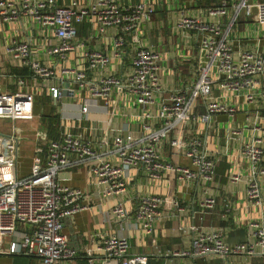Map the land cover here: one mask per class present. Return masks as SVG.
<instances>
[{
    "label": "crops",
    "instance_id": "0c3cea01",
    "mask_svg": "<svg viewBox=\"0 0 264 264\" xmlns=\"http://www.w3.org/2000/svg\"><path fill=\"white\" fill-rule=\"evenodd\" d=\"M24 1L13 0L14 7L21 9ZM141 1H150L156 10L150 21L141 24L137 37L130 33L124 35L126 43L119 56H115L114 51L118 28L109 26L102 31L96 17L89 15L76 24L78 33L72 42L75 49L67 52L62 66L83 69L87 80L107 76L126 80L133 72L132 63L138 47L147 46L160 55V82L163 91L157 95L155 103L149 105L151 111L156 112L157 102L172 92L191 94L201 68L207 64L202 47L203 35L196 30L180 27L183 13L219 25L222 33H226V42L232 47L236 62L245 51H258L264 55V22L255 18L258 10L254 6L264 0H247L253 5L249 14L245 10L236 12L234 4L240 0H221L214 7L225 4L227 13L213 16L200 14L199 10L205 8L198 6L199 0H123V3L132 5ZM57 2L59 5L72 7L71 0ZM96 2L97 0H83L81 4L87 8ZM25 42L33 51L30 60L52 67L61 65V55L49 52L50 48L59 43L51 28L41 25L31 15L22 14L11 21L0 18V90L28 92L34 99L32 115L15 120L0 119V150H4L12 135L18 137L21 174L30 172L35 155L46 159L50 142L59 139L63 132L80 135L97 147L105 134L112 140L126 128L135 133L140 131L144 107L134 106L129 94H121L114 87L108 99H93L87 88L74 83L71 77L61 74V71L44 79L34 73L29 63L17 59L13 52L8 51V48ZM87 51L104 53L112 57V61L103 67L90 69L85 54ZM213 77L219 76L214 74ZM254 77L259 84L252 101L246 99L244 92H225L218 85L219 82H215L212 99L225 102L236 109L233 113H212L206 121L199 120V117L208 112V104L212 99L196 93L192 114L197 118L187 119L171 129L168 139L163 142L161 155L165 162L190 167V159L182 154L179 146L172 145L170 141L199 139L201 152L206 157L217 160L213 184L202 177L182 178L178 171L167 172L160 178L152 179L144 167H138L126 172V190L122 195L104 197L100 186L89 175L85 166L61 171L58 175L59 182L84 191L86 194L83 202L87 206L65 219L64 233L77 254L61 264H104L105 257L102 254L96 253L89 257L87 249L95 247L102 236L112 233L126 236L130 244L129 251L147 255L148 264L263 263L264 250L261 247L251 255L231 253L222 256L217 253L196 254L193 246V240L199 233L214 230H219L230 245L254 243L258 229L256 223L264 222V203L261 206L253 204L247 192L249 181L258 172L257 178L264 194V159L253 164L243 153L245 142L257 136L261 138L259 145L264 149V72L255 74ZM51 85L64 90L61 100H56L50 93ZM38 97L48 100L36 109ZM86 104L89 111L83 113L81 110ZM45 111L56 116L52 127H48L43 121ZM155 126H158L157 122ZM233 175L240 177L232 180ZM205 194L216 198L217 205L211 211L202 213L200 203ZM144 195L174 198L178 200L181 210L170 201L163 202L162 216L148 234L139 224L136 213L138 200ZM117 200H121L128 211L126 219H118L113 212ZM19 227L22 230L25 228L23 225ZM0 264L42 262L38 256L9 254L4 251L0 253Z\"/></svg>",
    "mask_w": 264,
    "mask_h": 264
},
{
    "label": "built area",
    "instance_id": "2783aa9c",
    "mask_svg": "<svg viewBox=\"0 0 264 264\" xmlns=\"http://www.w3.org/2000/svg\"><path fill=\"white\" fill-rule=\"evenodd\" d=\"M82 1L71 0L70 7L59 5L57 0H25L22 8L17 9L13 0H0L2 20L11 21L22 14L31 15L41 25L51 28L59 40L58 45L50 48L49 52L61 55L60 67L30 60L33 51L26 42L8 48L17 59L29 63L36 75L48 79L61 71V74L71 77L74 83L87 88L93 99H108L110 91L115 87L121 94H129L134 106L144 107L138 133L126 128L112 140L105 134L98 146L94 147L92 141L84 140L80 135L63 132L59 139L50 142L46 159L35 155L31 170L27 174L20 173L17 136L12 135L4 150H0V253L6 251L9 254L38 256L42 264H61L62 261L76 256L77 250L71 246L64 233V223L70 215L87 208L83 202L86 194L84 191L59 182L58 175L61 171L85 166L89 175L100 186L104 197L122 195L126 190V172L138 167H144L152 179L160 178L167 172L178 171L182 178L202 177L213 184L217 160L206 157L201 152L199 139L194 138L187 142H179L176 139L170 141L172 145L179 146L182 154L190 159V167L174 166L165 162L161 155L163 142L168 139L171 129L187 119L197 118L192 114L196 93L212 99L213 84L219 82L218 85L223 91L232 94L244 92L246 99L252 101L259 84L254 75L264 72V55L258 51H245L236 62L233 49L226 42V33H222L219 25L183 13L179 25L183 29L202 33V47L207 64L201 68L199 79L191 94H185L183 91L172 92L168 97L161 98L157 102L156 112H152L149 105L155 103L157 95L163 90L160 82V55L147 46L138 47L132 63L133 72L126 80L115 76L87 80L83 69L63 67L62 62L67 58V52L75 49L72 42L78 33L76 24L89 15L96 17L102 31L109 26L118 28L119 35L114 51L115 56H119L126 43L124 35L130 33L137 37L141 24L152 19L155 5L150 1L125 5L123 0H97L95 4L85 8L81 4ZM254 6L258 10L255 18L264 22V1L257 2ZM234 7L236 12L245 10L249 14L253 5L247 0H240ZM199 12L208 16L225 14L227 5L200 9ZM85 54L90 69L103 67L112 61V57L98 51H87ZM214 74L220 78L213 77ZM49 91L56 100H61L64 94V90L55 85H51ZM235 109L225 102L212 99L208 104V112L200 116L199 120H208L212 113H233ZM88 111L89 106L86 104L81 112ZM33 112L34 99L31 93L0 90V119L15 120L21 116L32 115ZM155 122L158 126H155ZM257 125L259 127V124ZM260 142L261 138L257 136L245 142L243 146L244 156L253 164L264 159V149L259 145ZM257 173L249 181L247 192L249 200L261 206L264 203V194ZM239 177L233 175L232 180H238ZM169 201L181 210L178 200L171 197L144 195L139 198L136 213L139 224L146 233L152 232L155 223L162 216L163 202ZM200 204L202 213H207L216 207V198L205 194ZM113 212L118 219H126L128 216L121 200L115 202ZM22 225L25 227L23 230L19 227ZM256 225L258 229L254 243L241 242L230 245L219 230L201 232L193 240L194 253L251 255L258 247L264 250V222ZM129 247L126 236L112 233L102 236L95 247L88 248L87 255L92 257L96 253L102 254L105 257L104 264H148L147 255L133 254Z\"/></svg>",
    "mask_w": 264,
    "mask_h": 264
},
{
    "label": "trees",
    "instance_id": "16d2710c",
    "mask_svg": "<svg viewBox=\"0 0 264 264\" xmlns=\"http://www.w3.org/2000/svg\"><path fill=\"white\" fill-rule=\"evenodd\" d=\"M220 1L221 0H199V7H201V8H207V7H214V6H218L219 4H220ZM48 99L47 98H45V97H38L37 99H36V104H37V107H36V109H39V105L40 104H42V103H44V101L46 102ZM48 109V108H47ZM46 109V110H47ZM55 117L56 116H52L51 115V113H46V111L44 112V114H43V121H44V123L45 124H47L48 125V127H52L53 126V124L55 123Z\"/></svg>",
    "mask_w": 264,
    "mask_h": 264
}]
</instances>
